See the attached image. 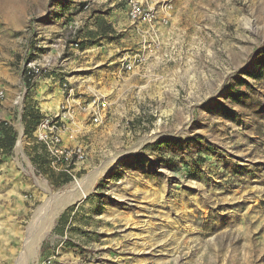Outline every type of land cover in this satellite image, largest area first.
<instances>
[{
  "label": "rangeland",
  "instance_id": "rangeland-1",
  "mask_svg": "<svg viewBox=\"0 0 264 264\" xmlns=\"http://www.w3.org/2000/svg\"><path fill=\"white\" fill-rule=\"evenodd\" d=\"M149 1L171 2L170 25L150 60L119 74L108 62L140 50L126 0H0V91L19 81L15 106L31 55L47 113L62 83L74 99L98 90L111 102L102 125L80 115L63 136L85 152L70 174L37 176L32 136L0 154V264H264V0ZM104 23L111 44L72 47ZM50 193L75 201L50 225L46 208L26 240Z\"/></svg>",
  "mask_w": 264,
  "mask_h": 264
},
{
  "label": "built area",
  "instance_id": "built-area-1",
  "mask_svg": "<svg viewBox=\"0 0 264 264\" xmlns=\"http://www.w3.org/2000/svg\"><path fill=\"white\" fill-rule=\"evenodd\" d=\"M125 10L126 19L129 22L128 35L134 40L136 38L140 50L131 56L125 53L122 57L117 58V61L108 62L107 67L112 68L111 70H113L114 64H119L116 69L119 74L121 71L127 73L132 71L135 66L145 64L154 55L160 44L162 32L170 25L173 6L171 2L152 4L149 0H126ZM79 42L71 44L72 47L77 49L80 46ZM95 45L80 49L84 52ZM34 56L31 55L21 67L22 100L28 91L27 84L35 86L37 81L44 77L42 70L35 66ZM22 71L25 72L23 75ZM61 87L62 93H66L64 101L53 113L45 112L41 115L33 132V138L36 143L44 147L52 169L70 174L69 165L83 163L85 152L80 145L73 147L65 145L63 136L67 134L68 139H74V130L77 131L80 125L78 120L80 115L83 118L86 117L95 127L102 125L111 102L98 90H92L88 96L87 93H83L84 95L74 99V89L68 83H62ZM4 97V93L0 91V111Z\"/></svg>",
  "mask_w": 264,
  "mask_h": 264
},
{
  "label": "crops",
  "instance_id": "crops-1",
  "mask_svg": "<svg viewBox=\"0 0 264 264\" xmlns=\"http://www.w3.org/2000/svg\"><path fill=\"white\" fill-rule=\"evenodd\" d=\"M103 26H105L104 28H107V31L101 32V30H100L98 32L99 34H97V36H96V38H97L96 40L97 41H94L92 44H96L97 46H99L102 43V41H106L108 44L112 43L113 38L109 37L107 34L110 33V31H112V29L114 30L115 23H110V25L109 24L105 25V23H104ZM102 33H104V35ZM86 43L88 45V42H86ZM38 85H39V83L31 89V92L27 96V99H26L27 101H26L25 106L23 107L21 105L20 108L15 106V102H14V98L16 97L18 92L20 91L19 81L14 83L13 87H9L8 89H5V91H4L5 92V97L3 99L2 109L0 111V121L8 123L9 125H11L13 127V129L16 132L17 142H18V139L19 140L21 139L20 137L24 136V138H25V135L23 134L24 123L22 122V120H23V115H25V112H27V110L28 111H32V112H34L35 110H38L40 115H42L43 113L49 111V110H47V108L43 107L38 102L40 99L44 98V96H43L44 94H42L40 96V99H39V96H38V87L39 86ZM34 91H35V94H34ZM24 108H25V111H24ZM31 136L33 138V134ZM33 174H32V176H33ZM38 176H41V174H39ZM34 183L39 188V190L42 189L41 188V183L38 180L35 179ZM34 183L32 184V183H29V182H25L22 185L27 186L28 188H30V187H32L34 185ZM78 212H81V211H78V209L72 210L69 213L70 218L73 215H75L76 213H78ZM92 212L95 214V215H93V217H96V218H98V220H101L100 218L102 216V211L97 210V209H92ZM70 218L68 220V223L65 226V231L68 229V224L70 223ZM102 223H104V222H102ZM80 232H82V231H80ZM95 233H97V235H98V232L95 231ZM99 256L102 258L101 260H103L105 258H109L110 254L109 253H103V254H100ZM82 257L84 258V255ZM87 259H85V260H87Z\"/></svg>",
  "mask_w": 264,
  "mask_h": 264
},
{
  "label": "trees",
  "instance_id": "trees-1",
  "mask_svg": "<svg viewBox=\"0 0 264 264\" xmlns=\"http://www.w3.org/2000/svg\"><path fill=\"white\" fill-rule=\"evenodd\" d=\"M103 26V25H102ZM101 32H105L107 31V28L100 27ZM93 42H91L90 44L87 45L86 42H81L79 43L80 48L84 49L86 46L92 45ZM30 58V56H28L27 60ZM23 73H25L24 71H22V75ZM27 84V82H26ZM27 93L25 95V98L28 96V94L31 92V89L34 87L32 85L27 84ZM24 98V100H25ZM31 110V109H30ZM25 111V108H24ZM36 111V112H35ZM34 112L32 111H28L25 112V115H23V120L22 122L24 123V128H23V134L25 135V137L29 138L37 124L39 123V120L41 118V115L39 114L38 110H35ZM24 114V113H23ZM15 140H16V132L13 129V127L11 125H9L8 123L2 122L0 121V154L2 155H9L12 152V149L14 147L15 144ZM40 147L42 148V151L44 153L42 154H35V159H33L36 167H35V174L38 176L39 174H45L48 172H50V175L53 174V172L51 171V167H50V161L48 158V155L44 149V147L42 145H40ZM50 170V171H49ZM52 176V175H51ZM55 178V180H54ZM50 181L52 183V185H54L55 187H60L62 184H64V181H57V177H51ZM64 214L62 213L60 215L59 218V222L64 218Z\"/></svg>",
  "mask_w": 264,
  "mask_h": 264
},
{
  "label": "bare ground",
  "instance_id": "bare-ground-1",
  "mask_svg": "<svg viewBox=\"0 0 264 264\" xmlns=\"http://www.w3.org/2000/svg\"><path fill=\"white\" fill-rule=\"evenodd\" d=\"M17 146L19 147L20 146V140L17 142ZM82 183L83 182H81V183H78L73 189H72V192H69V194L70 193H73L74 191H75V188L76 189H81V187H82ZM45 192H48V190H44ZM51 194V193H50ZM68 193H65L64 195H67ZM56 195H53V194H51L50 195V198H48L47 200H46V202L42 205V206H40V208L38 209V211L36 212V214H35V216H34V218H33V222H32V224H31V226L27 229V231H26V235H25V239L26 240H28L29 239V237H30V235H31V232H32V230H33V228L35 227V225L39 222V220H40V218L45 214V210H46V208H48L49 207V203H56L57 201H59L58 203H64V204H60V205H58V206H56V207H54L52 210H51V212L47 215V218H46V222H45V224L47 225V224H49L50 225V222H51V220L57 215V213L59 212V211H61V209L63 208V207H65V206H67L69 203H72V202H74L75 201V199H73V197H71V198H61L62 200H66V201H63V202H61L62 200L61 199H57V196L55 197ZM63 197V196H62ZM51 200H54L53 202H50ZM63 210V209H62ZM22 260H23V262H24V257L22 258ZM19 262V259H18V261L16 262V264H19L18 263ZM23 262H22V264H23Z\"/></svg>",
  "mask_w": 264,
  "mask_h": 264
},
{
  "label": "water",
  "instance_id": "water-1",
  "mask_svg": "<svg viewBox=\"0 0 264 264\" xmlns=\"http://www.w3.org/2000/svg\"><path fill=\"white\" fill-rule=\"evenodd\" d=\"M62 200V199H61ZM60 201V200H59ZM59 201H57L56 203H49V206L50 207H56V206H58V205H60V204H64V203H58ZM63 201H66L65 199L64 200H62L61 202H63Z\"/></svg>",
  "mask_w": 264,
  "mask_h": 264
}]
</instances>
